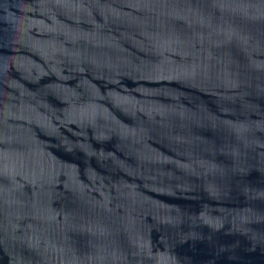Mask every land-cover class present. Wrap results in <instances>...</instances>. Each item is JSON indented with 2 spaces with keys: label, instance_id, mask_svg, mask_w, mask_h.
I'll use <instances>...</instances> for the list:
<instances>
[{
  "label": "water",
  "instance_id": "obj_1",
  "mask_svg": "<svg viewBox=\"0 0 264 264\" xmlns=\"http://www.w3.org/2000/svg\"><path fill=\"white\" fill-rule=\"evenodd\" d=\"M0 264H264V0H0Z\"/></svg>",
  "mask_w": 264,
  "mask_h": 264
}]
</instances>
